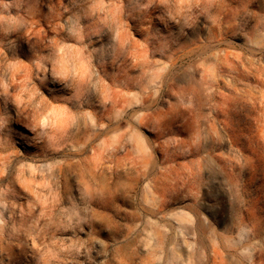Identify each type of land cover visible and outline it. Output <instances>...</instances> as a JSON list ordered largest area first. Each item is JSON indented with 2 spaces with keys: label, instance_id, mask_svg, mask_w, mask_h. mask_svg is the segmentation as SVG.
<instances>
[{
  "label": "rangeland",
  "instance_id": "rangeland-1",
  "mask_svg": "<svg viewBox=\"0 0 264 264\" xmlns=\"http://www.w3.org/2000/svg\"><path fill=\"white\" fill-rule=\"evenodd\" d=\"M0 264H264V0H0Z\"/></svg>",
  "mask_w": 264,
  "mask_h": 264
}]
</instances>
